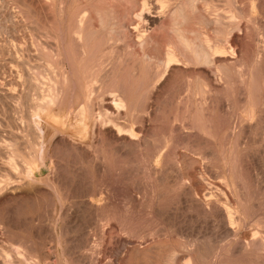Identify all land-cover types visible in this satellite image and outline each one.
Instances as JSON below:
<instances>
[{
	"label": "rangeland",
	"instance_id": "obj_1",
	"mask_svg": "<svg viewBox=\"0 0 264 264\" xmlns=\"http://www.w3.org/2000/svg\"><path fill=\"white\" fill-rule=\"evenodd\" d=\"M139 2L0 0V256L264 264V0Z\"/></svg>",
	"mask_w": 264,
	"mask_h": 264
},
{
	"label": "bare ground",
	"instance_id": "obj_2",
	"mask_svg": "<svg viewBox=\"0 0 264 264\" xmlns=\"http://www.w3.org/2000/svg\"><path fill=\"white\" fill-rule=\"evenodd\" d=\"M138 1V0H137ZM149 1H151V0H140V6H141V8L142 7H146L147 5H148V3H149ZM158 2H160V1H162V0H157ZM123 2V1H122ZM134 2V1H133ZM105 3V2H104ZM160 3H162V2H160ZM100 4V3H99ZM115 4V3H114ZM137 4V3H136ZM116 6V5H115ZM131 7V6H130ZM128 8V7H127ZM134 9V8H133ZM144 9V8H143ZM143 10H141V15L144 17V19L145 20H147V21H151V19H152V17L153 16H151L150 14H143V12H142ZM173 11V10H172ZM130 12V11H129ZM132 12V11H131ZM145 13V12H144ZM98 15V14H97ZM117 15V14H116ZM130 15V14H129ZM173 15V14H172ZM87 16V15H86ZM141 16V17H142ZM101 17V16H100ZM99 19V18H98ZM176 21V20H175ZM93 25V24H92ZM99 25V24H98ZM103 25V24H102ZM134 29H137V27L136 26H134ZM85 33V32H84ZM107 33V32H106ZM105 34V33H104ZM179 35V34H178ZM177 35V36H178ZM183 35V34H182ZM113 36V35H112ZM195 36V35H194ZM178 38V37H177ZM192 38V37H191ZM176 39V38H175ZM106 41V40H105ZM121 41V40H120ZM185 41V40H184ZM192 41V40H191ZM186 42H188V41H186ZM190 42V41H189ZM81 44V43H80ZM142 44V43H141ZM183 44H186V43H183ZM85 45V44H84ZM87 45V44H86ZM161 45V44H160ZM187 45V44H186ZM107 46H108V44H107ZM106 46V47H107ZM188 46V45H187ZM211 46V45H210ZM76 47V46H75ZM201 47V46H200ZM90 48V47H89ZM248 48V47H247ZM197 49V48H196ZM104 49H102V48H99L98 50H97V52H96V56L95 57H99L100 56V53H101V51H103ZM135 50V49H134ZM110 51V50H109ZM202 51V50H201ZM136 52V51H135ZM107 54V53H106ZM105 54V55H106ZM105 55H103V56H105ZM205 55H206V53H205ZM108 56V55H107ZM106 58V57H105ZM100 60V59H99ZM101 60H103L102 58H101ZM105 60V59H104ZM174 60V55L172 54V53H168V61L169 62H171V61H173ZM66 61V60H65ZM206 61V60H205ZM102 62V61H101ZM207 63V62H206ZM172 64V63H171ZM171 64H169L167 67H169ZM109 67V66H108ZM210 67V66H209ZM88 68V67H87ZM29 185V184H28ZM27 185V186H28ZM220 186V185H219ZM13 189H12V195L13 194H22V193H33V189L30 187V186H28V187H26L25 186V188H24V186H22V185H18V186H16V187H12ZM202 188V187H201ZM198 190V189H197ZM204 191V190H203ZM200 192H201V190H200ZM226 192V191H225ZM7 195V194H6ZM25 195V194H24ZM205 195V194H204ZM11 196V195H10ZM202 197V196H201ZM215 197V196H214ZM222 198V197H221ZM0 200H1V196H0ZM215 203V202H214ZM233 205V204H232ZM224 206V205H223ZM228 207V206H227ZM223 208V207H222ZM224 211V217H225V221L229 224V228L227 229L226 228V230H225V232L227 233L226 235H228V233H230V232H228V230H230V229H232V224L235 222V217L233 216V213L234 212H232V211H230L229 210V208H226L225 210H223ZM235 218V219H234ZM223 222V221H222ZM225 223V222H224ZM226 224V223H225ZM234 229V228H233ZM258 229V228H257ZM250 230V229H249ZM248 230V231H249ZM253 230V229H252ZM247 231V230H246ZM247 231V232H248ZM255 233H258L257 231H254ZM246 233V232H245ZM255 233H253V234H255ZM242 236H244L243 238H249V234H244V235H242ZM251 236H253V238H252V240L254 239V241L256 240L257 242H260L261 243V245H263V246H261L262 248H264V237H262V240L261 239H258L257 240V238L256 237H254V235H252L251 234ZM255 236H257V235H255ZM5 237V236H4ZM51 238H52V236H51ZM50 238V239H51ZM251 238V237H250ZM249 238V239H250ZM239 240V239H238ZM252 240H251V242H252ZM21 241V240H20ZM242 241V240H241ZM5 242H7V241H5ZM21 242H23V240L21 241ZM247 242V241H246ZM8 243H10V242H8ZM18 243V242H17ZM152 243V242H151ZM162 243V242H161ZM256 243V242H255ZM4 244V243H3ZM6 244V243H5ZM13 244V243H12ZM15 244V243H14ZM14 244H13V246H14ZM153 244V243H152ZM157 244V243H156ZM257 244H259V243H257ZM22 245V244H21ZM9 246V245H8ZM16 246V245H15ZM257 246V245H256ZM17 247V246H16ZM23 247V246H22ZM148 247V246H147ZM164 247H166V246H164ZM19 247H17V249H16V254H14L13 256L11 255V253L10 252H6V251H4L3 249V251H1L2 252V257L0 256V264H58L57 263V258H58V256H57V254H56V250H54V248H53V246H52V243L50 244V243H46L45 245H43L40 249H38V251H35V252H29L30 250L28 249H24V248H22V250H20V249H18ZM21 248V247H20ZM239 248V247H238ZM162 249V248H161ZM258 249V248H257ZM104 250H107V249H104ZM159 250V249H158ZM261 250V249H260ZM161 251V250H160ZM15 252V251H14ZM100 252H102V249H101V251ZM99 252V253H100ZM103 252H105V251H103ZM164 252H166V251H164ZM107 253H108V251H107ZM107 253H104V254H107ZM260 253V252H259ZM109 254V253H108ZM167 254H168V252H167ZM99 255V254H98ZM101 255H102V253H101ZM165 255V254H164ZM164 255L162 254V256L164 257ZM170 256H173L174 255V252L173 251H171L170 252V254H169ZM168 255V256H169ZM107 256H109V255H107ZM161 256V255H160ZM167 256V257H168ZM175 256V255H174ZM104 257V256H103ZM106 257V256H105ZM100 258H102V257H100ZM152 258V257H151ZM95 259V258H94ZM103 259V258H102ZM101 259V260H102ZM138 259V258H137ZM146 259V258H145ZM104 260V259H103ZM167 260V259H166ZM100 261V260H99ZM100 262H102V261H100ZM65 263V262H64ZM96 263H98L99 264V262H96ZM104 263V262H103ZM140 263V262H139ZM142 264V263H141ZM152 264H154V263H152Z\"/></svg>",
	"mask_w": 264,
	"mask_h": 264
}]
</instances>
